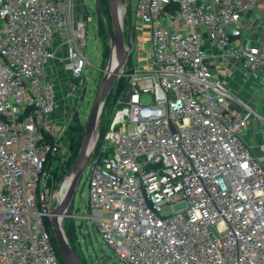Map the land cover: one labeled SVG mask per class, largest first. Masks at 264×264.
<instances>
[{
    "label": "built area",
    "instance_id": "built-area-1",
    "mask_svg": "<svg viewBox=\"0 0 264 264\" xmlns=\"http://www.w3.org/2000/svg\"><path fill=\"white\" fill-rule=\"evenodd\" d=\"M256 2L128 0L127 84L85 168V218L124 263L264 264V135L258 150L241 136L264 118L241 101L232 109L204 50L264 82V50L231 39ZM88 20L82 0H0V264H61L44 223L57 191L47 179L84 87ZM56 39L70 92L59 121L44 74Z\"/></svg>",
    "mask_w": 264,
    "mask_h": 264
},
{
    "label": "rangeland",
    "instance_id": "rangeland-1",
    "mask_svg": "<svg viewBox=\"0 0 264 264\" xmlns=\"http://www.w3.org/2000/svg\"><path fill=\"white\" fill-rule=\"evenodd\" d=\"M94 1L82 0L86 15L90 17V20L87 21V45L85 48L89 64L84 69V87L81 91V97L77 101L76 113L63 133V149L56 157L51 159L49 165L47 185L51 188L52 192L58 191L61 182L72 169L97 89L101 80L106 75V69L111 64L113 42L108 6H102L98 0L96 1L97 3ZM126 3H128V0H126ZM121 8L123 9V3ZM127 19L128 26L124 24V35L128 29L130 34L132 32V20L128 12ZM137 27L140 29L144 28L140 24H137ZM138 37L143 40L138 54L141 59L146 49V40L141 32H138ZM131 38L134 41L133 32ZM126 84L127 71L117 78L107 96L105 104L114 102L120 96ZM152 101L153 98L150 94L141 95L142 103H150ZM109 116L110 111H106L104 106L98 121L99 135L105 129ZM86 178L87 169L82 173L73 200L67 206L62 218L61 225L67 240L82 264H126L116 257L111 246L102 239L93 221L90 218H85L89 212ZM57 204L58 202L55 199L52 208ZM49 230H51L50 222Z\"/></svg>",
    "mask_w": 264,
    "mask_h": 264
},
{
    "label": "crops",
    "instance_id": "crops-1",
    "mask_svg": "<svg viewBox=\"0 0 264 264\" xmlns=\"http://www.w3.org/2000/svg\"><path fill=\"white\" fill-rule=\"evenodd\" d=\"M141 25V24H140ZM136 32H141L139 27ZM143 37L144 33L141 32ZM0 35H3L0 23ZM236 45H251L264 50V0H257L255 6L244 12L239 23L238 33L231 36ZM140 43L143 42L138 37ZM55 58L49 60L44 67L45 77L54 84V95L58 106L51 114L52 119L59 121L70 107L69 72L64 68L67 62L66 49L59 39L54 41ZM206 59L212 72L221 79L233 95L228 102L237 112L243 111L241 102L249 105L264 118V82L255 78L242 66L240 60L219 53L210 43L204 45ZM263 72H259L262 75ZM241 101V102H240ZM264 135V122L257 123L251 118L243 126L241 136L246 144L258 150L261 136Z\"/></svg>",
    "mask_w": 264,
    "mask_h": 264
},
{
    "label": "water",
    "instance_id": "water-1",
    "mask_svg": "<svg viewBox=\"0 0 264 264\" xmlns=\"http://www.w3.org/2000/svg\"><path fill=\"white\" fill-rule=\"evenodd\" d=\"M119 3L120 0H107V6L112 27V42L113 47L118 53V62L113 67L109 66V68L106 69V75L101 80L97 89L91 107V111L85 126L80 148L76 156L75 162L72 166V169L70 171L72 172V177L70 179V183L67 188L64 201L61 204L55 206L54 208H51V210L49 211V222L51 226V232L59 256L61 257L64 264H82L78 256L71 248L67 240L66 234L62 229V218L66 212L67 206L73 200L74 193L77 188L80 177L84 172L92 155V152L95 148L99 134L97 135V138L95 140H91L93 129L96 126L98 131V121L104 106L106 111H108L110 108V103L105 104L106 99L117 78L123 73L124 61L127 56V49L130 45L128 28L125 35H123L124 26L122 28ZM123 17L125 26H128L126 0H124ZM170 127L171 130L174 131V127L171 124Z\"/></svg>",
    "mask_w": 264,
    "mask_h": 264
},
{
    "label": "bare ground",
    "instance_id": "bare-ground-1",
    "mask_svg": "<svg viewBox=\"0 0 264 264\" xmlns=\"http://www.w3.org/2000/svg\"><path fill=\"white\" fill-rule=\"evenodd\" d=\"M122 3H123V9L121 8ZM119 4H120L119 8H120L121 25H122V28H123V26H124V17H123L124 0H120ZM123 35H124V33H123ZM118 59H119L118 58V53H117L116 49L114 47H112V55H111L110 67H113L118 62ZM97 135H98V131H97V128L95 126L94 129H93L92 135H91V140H95L97 138ZM71 177H72V172L67 174V176L64 178V180L61 182L58 191L54 194V198L58 202L57 205L61 204L64 201L65 194L67 192V188L69 186ZM62 229H63V227H62Z\"/></svg>",
    "mask_w": 264,
    "mask_h": 264
},
{
    "label": "trees",
    "instance_id": "trees-1",
    "mask_svg": "<svg viewBox=\"0 0 264 264\" xmlns=\"http://www.w3.org/2000/svg\"><path fill=\"white\" fill-rule=\"evenodd\" d=\"M98 1H99V3H100L102 6H106V5H107V0H98ZM75 113H76V112H75ZM75 113H74V114H75ZM74 114H73V116H74ZM73 116H72V118H73ZM44 223H45V226H46L47 230H48L49 233H50L51 242H52V245H53V247H54V249H55V251H56V254H57L58 258H59V261L61 262V264H64L63 261H62V259H61V257L59 256V253H58L57 247H56V245H55V241H54V239H53L52 232H51V230H49V219H48V217H45V219H44Z\"/></svg>",
    "mask_w": 264,
    "mask_h": 264
}]
</instances>
